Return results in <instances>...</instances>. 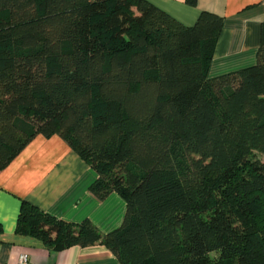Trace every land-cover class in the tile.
<instances>
[{"label": "trees", "instance_id": "trees-1", "mask_svg": "<svg viewBox=\"0 0 264 264\" xmlns=\"http://www.w3.org/2000/svg\"><path fill=\"white\" fill-rule=\"evenodd\" d=\"M222 24L147 0H0V170L57 134L94 197L126 202L103 233L22 200L17 234L121 264H264V21L256 62L209 77Z\"/></svg>", "mask_w": 264, "mask_h": 264}, {"label": "crops", "instance_id": "crops-1", "mask_svg": "<svg viewBox=\"0 0 264 264\" xmlns=\"http://www.w3.org/2000/svg\"><path fill=\"white\" fill-rule=\"evenodd\" d=\"M189 26L205 10L223 18L208 76L215 77L252 65L260 44L264 0H147ZM94 169L57 134L34 136L0 170V264H121L104 245H77L63 250L47 248L36 237L15 232L22 200L56 218L80 222L88 218L101 232L118 228L126 202L116 192L98 200L88 190Z\"/></svg>", "mask_w": 264, "mask_h": 264}, {"label": "built area", "instance_id": "built-area-1", "mask_svg": "<svg viewBox=\"0 0 264 264\" xmlns=\"http://www.w3.org/2000/svg\"><path fill=\"white\" fill-rule=\"evenodd\" d=\"M17 264H27L26 256L24 254L19 256Z\"/></svg>", "mask_w": 264, "mask_h": 264}, {"label": "rangeland", "instance_id": "rangeland-1", "mask_svg": "<svg viewBox=\"0 0 264 264\" xmlns=\"http://www.w3.org/2000/svg\"><path fill=\"white\" fill-rule=\"evenodd\" d=\"M257 156L260 157L261 159H264V157H263L262 155H258V154H257Z\"/></svg>", "mask_w": 264, "mask_h": 264}]
</instances>
